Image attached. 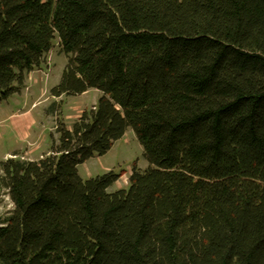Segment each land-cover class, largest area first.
I'll use <instances>...</instances> for the list:
<instances>
[{
    "label": "trees",
    "instance_id": "trees-1",
    "mask_svg": "<svg viewBox=\"0 0 264 264\" xmlns=\"http://www.w3.org/2000/svg\"><path fill=\"white\" fill-rule=\"evenodd\" d=\"M56 36L52 97L104 96L2 163L0 264H264V0H0V101ZM128 127L149 168L82 179Z\"/></svg>",
    "mask_w": 264,
    "mask_h": 264
},
{
    "label": "rangeland",
    "instance_id": "rangeland-1",
    "mask_svg": "<svg viewBox=\"0 0 264 264\" xmlns=\"http://www.w3.org/2000/svg\"><path fill=\"white\" fill-rule=\"evenodd\" d=\"M68 63L56 36L41 68L26 77L19 93L0 101V170L2 163L13 157L38 161L42 155L50 153L59 143V122L71 130L82 111L91 110L104 96L100 90L89 89L82 95L52 97L51 90L61 81ZM149 166L135 132L128 127L125 136L115 141L109 152L86 160L77 166V172L82 179L114 173L119 179L107 189L113 193L128 190L134 168L142 172ZM5 194L0 191V219L13 209Z\"/></svg>",
    "mask_w": 264,
    "mask_h": 264
},
{
    "label": "crops",
    "instance_id": "crops-1",
    "mask_svg": "<svg viewBox=\"0 0 264 264\" xmlns=\"http://www.w3.org/2000/svg\"><path fill=\"white\" fill-rule=\"evenodd\" d=\"M46 154H49V153H46ZM46 154H44V155H46ZM44 155H42V156H44ZM21 160H25L26 161L27 159H25V157H21ZM0 174H2V169L0 170Z\"/></svg>",
    "mask_w": 264,
    "mask_h": 264
}]
</instances>
